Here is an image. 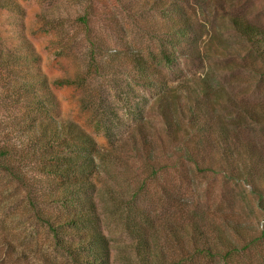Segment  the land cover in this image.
<instances>
[{"label": "rangeland", "instance_id": "rangeland-1", "mask_svg": "<svg viewBox=\"0 0 264 264\" xmlns=\"http://www.w3.org/2000/svg\"><path fill=\"white\" fill-rule=\"evenodd\" d=\"M17 1L23 14L4 10L0 13L1 28L14 36L22 22L49 81H71L51 84L61 116L82 126L100 147L103 171L96 177L98 189L94 196L110 264H144L135 247L143 236L149 238L150 217L157 223L161 218L170 221L169 230L160 232L165 264H178L184 256L182 252L193 249L185 227L190 216L168 210L165 215L169 216H163L159 209L162 203L158 206L153 201L160 197V185L174 193L190 194L202 215L193 217L224 231L238 246L243 243L233 230L236 223L246 235L259 234L264 227V179L255 192L244 182L230 180L220 172L198 171L190 160L164 170L158 180L150 179V139L159 162L173 150L153 104L156 92L150 87V75L139 74L128 55L130 50L138 51L150 64V57L158 53L150 37V17L162 24L178 12L161 14L149 10L131 17L119 0ZM141 1L131 0L129 14L138 10L136 3ZM173 4L182 8L180 14L189 17L191 27L189 37L179 45L177 61L163 68L164 79L173 83L179 79L190 81L213 68L218 80L238 98L245 97L250 105L263 101V63L232 29L228 15L243 16L264 29V0H183ZM87 5L90 31L79 20ZM90 38L99 44L98 53L93 52ZM105 59H110L111 65L96 67ZM245 62L255 64L258 72L245 70ZM259 126H255L253 136L258 153H264V130L260 131ZM109 186L129 197L137 192L130 203V215L124 205L118 208L110 201L106 193ZM155 205L156 215L161 216H150ZM48 241L42 228L33 227L21 188L0 173V260L8 258L2 264H66L65 257L54 252ZM261 244L240 252L236 262L264 264ZM199 260L196 258L192 264H206Z\"/></svg>", "mask_w": 264, "mask_h": 264}, {"label": "trees", "instance_id": "trees-1", "mask_svg": "<svg viewBox=\"0 0 264 264\" xmlns=\"http://www.w3.org/2000/svg\"><path fill=\"white\" fill-rule=\"evenodd\" d=\"M119 1L131 17L149 10L161 14L178 12L162 24L150 17V37L158 49L157 55L150 57V64L138 51L130 50L128 55L139 74L150 75V87L156 92L153 104L173 150L159 162L150 139V179L158 180L164 170L190 160L198 171L220 172L257 192L259 181L264 179V153H258L253 135L255 126L264 130V100L250 105L245 97L238 98L218 80L213 68L190 81H166L163 68L177 61L179 45L190 33L189 17L180 14L182 8L173 4L183 0H142L136 3L138 10L130 14L131 0ZM89 9V5L85 6L79 16L88 31ZM4 10L23 14L17 0H0V13ZM228 18L232 29L249 43V49L264 66V29L240 15L229 14ZM1 25L0 21V173L21 188L33 227L43 229L49 246L65 257L66 264H110L94 196L98 189L96 177L103 171L100 147L82 126L61 116L51 89L52 83L64 85L71 81H49L22 22L14 36L5 33ZM90 45L98 53L99 44L92 38ZM114 54H118L117 50ZM110 61L105 59L96 67L111 65ZM254 65L245 62V70L258 72ZM160 192L153 201L158 206L162 203L159 209L163 216H169L165 215L168 210L191 218L185 227L193 249L182 252L181 264H192L196 258L206 264H238L240 252L253 245L258 247L259 243L264 247V227L257 235H246L236 223L233 230L243 243L238 246L224 231L193 217L202 215L190 194L174 193L166 185H160ZM106 193L116 207L128 208L126 214L130 215V203L137 192L129 197L109 186ZM156 206L150 209V216H161L156 215ZM169 222L161 218L157 223L150 217L149 238L143 236L135 247L144 264L166 263L159 241L160 232L169 230ZM6 258L2 257L0 264Z\"/></svg>", "mask_w": 264, "mask_h": 264}]
</instances>
